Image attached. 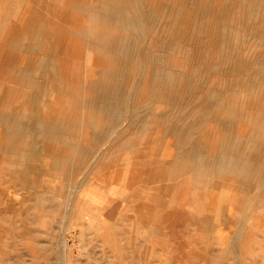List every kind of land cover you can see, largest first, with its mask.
<instances>
[{"label":"rangeland","instance_id":"rangeland-1","mask_svg":"<svg viewBox=\"0 0 264 264\" xmlns=\"http://www.w3.org/2000/svg\"><path fill=\"white\" fill-rule=\"evenodd\" d=\"M0 264H264V0H0Z\"/></svg>","mask_w":264,"mask_h":264}]
</instances>
